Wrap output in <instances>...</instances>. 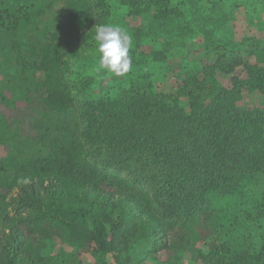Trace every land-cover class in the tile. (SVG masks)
<instances>
[{
	"label": "trees",
	"instance_id": "trees-1",
	"mask_svg": "<svg viewBox=\"0 0 264 264\" xmlns=\"http://www.w3.org/2000/svg\"><path fill=\"white\" fill-rule=\"evenodd\" d=\"M172 1L119 0L130 16L160 28L182 17ZM57 3L44 42L27 50L13 15L4 13L15 72L0 91V264H145L134 261L137 246L156 263L166 252L161 264L184 257L190 264H264V227L256 243L235 246L208 199L243 194L244 183L264 177V49L251 48L254 62L223 61L226 47L206 30L215 64L183 73L173 97L137 91L125 102H87L81 111L67 81L70 61L83 57L82 39H95L105 24L107 1ZM145 36L133 30L135 43ZM216 75L230 77V87L210 89ZM245 93L259 105L241 108ZM30 109L67 116L72 136L53 143L39 119L31 127L47 155L26 160L15 140ZM254 211L250 221L264 225V188Z\"/></svg>",
	"mask_w": 264,
	"mask_h": 264
},
{
	"label": "rangeland",
	"instance_id": "rangeland-1",
	"mask_svg": "<svg viewBox=\"0 0 264 264\" xmlns=\"http://www.w3.org/2000/svg\"><path fill=\"white\" fill-rule=\"evenodd\" d=\"M50 1L55 3V7H49ZM106 1L108 9L104 25H117L131 37L134 29L143 28L147 36L140 43H135L132 39L129 50L132 68L123 76H116L106 69L98 70V42L93 38L87 41L82 39L87 44V49L82 58L70 61L71 73L67 76L75 103L81 111L87 102H125L137 91L161 99L173 97L183 73L202 72L215 64L209 58L210 48L205 47L206 30L213 32V39L219 40L226 47L223 61L242 58L254 62V57H250L251 48L264 49V0H195L193 7L190 5L191 0H173V7L177 8L182 17L163 28L149 17L130 16L127 7L122 6L119 0ZM60 7L62 5L57 0H40L38 3L34 0H0V18H3L0 23L3 24L0 29V91L15 72L13 54L10 51L14 33L9 31L8 28L12 29V26H9L4 13L8 11L13 15V21L17 22L16 38L27 50L44 42L43 27L58 14ZM153 53L162 54L164 59L150 57ZM6 60L10 63L3 68L1 63ZM238 72L239 69L236 73ZM229 78L216 75L210 89L230 87ZM238 105L243 109H251L259 105V100L245 93ZM24 119L28 127L15 141L22 147L26 160L44 158L47 155L31 127V124L38 126L39 119L49 129L53 143L67 142L72 136V125L67 116L56 113L41 115L30 109ZM244 184L246 190L243 194L208 196L210 208L221 218L227 241L231 243L232 238L235 246L239 244L242 249L252 242L256 243L258 235L262 233L258 227H264L261 221H250L255 219L254 208L264 188V177H257L255 181ZM144 189L152 196L153 186L148 188L146 185ZM145 252L143 246L135 247L134 261L161 264L167 260V253L161 252L157 257L159 263L148 261ZM88 260L92 263L89 257ZM179 264L190 263L184 257Z\"/></svg>",
	"mask_w": 264,
	"mask_h": 264
},
{
	"label": "clouds",
	"instance_id": "clouds-1",
	"mask_svg": "<svg viewBox=\"0 0 264 264\" xmlns=\"http://www.w3.org/2000/svg\"><path fill=\"white\" fill-rule=\"evenodd\" d=\"M95 39L100 54L99 69H106L116 76H123L132 68L129 50L132 37L117 25H100L96 28Z\"/></svg>",
	"mask_w": 264,
	"mask_h": 264
}]
</instances>
